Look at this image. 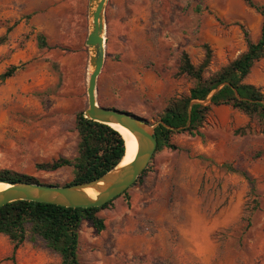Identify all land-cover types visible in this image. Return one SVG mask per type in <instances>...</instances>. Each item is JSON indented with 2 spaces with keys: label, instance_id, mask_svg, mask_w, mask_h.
<instances>
[{
  "label": "rangeland",
  "instance_id": "obj_1",
  "mask_svg": "<svg viewBox=\"0 0 264 264\" xmlns=\"http://www.w3.org/2000/svg\"><path fill=\"white\" fill-rule=\"evenodd\" d=\"M264 6V0H254ZM88 0H0V170L65 186L72 167L38 169L74 159L76 116L87 107L90 72L85 44ZM106 57L97 101L130 112L152 128L170 101L195 82L179 73L186 53L206 76L235 60L261 34L262 17L242 0H109ZM44 35L50 48H41ZM246 83L264 94V58ZM176 150L154 155L143 180L99 213L106 229L80 227L82 264H264V133L229 106L212 109L199 135L175 133ZM41 238L14 252L0 235V264H60Z\"/></svg>",
  "mask_w": 264,
  "mask_h": 264
},
{
  "label": "trees",
  "instance_id": "obj_2",
  "mask_svg": "<svg viewBox=\"0 0 264 264\" xmlns=\"http://www.w3.org/2000/svg\"><path fill=\"white\" fill-rule=\"evenodd\" d=\"M242 1L262 17L259 39L252 41L249 33L245 31V51L227 66L208 76L206 74L212 58L208 46H205L203 61L197 66L192 64L186 53L182 54L179 73L193 80L195 85L188 96L171 100L161 115L155 128L158 140L155 155L164 149H177L172 143L175 133L199 135L212 109L220 106H229L245 114L252 121H256L264 133V94L260 88L245 81L255 64L264 58V6L254 0ZM37 40L41 48H50L44 35H38ZM3 43L4 38L1 37L0 45ZM18 70L17 66L7 68L0 75V81L14 77ZM76 131L79 144L74 159L60 157L38 166L39 170L45 172L72 167L73 180L65 186L100 178L116 168L125 154L122 137L109 126L86 119L83 111L76 116ZM149 167L150 164L135 184L143 180ZM0 180L38 183L33 177L7 170H0ZM127 192L128 190L102 207L94 208H66L31 201L7 204L0 208V235L9 238L15 252L27 240L29 229L32 238H41L60 257V264H82L79 258L82 222L88 221L98 233L103 232L106 224L99 213L111 207L118 198L126 197Z\"/></svg>",
  "mask_w": 264,
  "mask_h": 264
},
{
  "label": "water",
  "instance_id": "obj_3",
  "mask_svg": "<svg viewBox=\"0 0 264 264\" xmlns=\"http://www.w3.org/2000/svg\"><path fill=\"white\" fill-rule=\"evenodd\" d=\"M109 0H88L90 26L85 44L89 51V77L87 84L86 119L109 126L119 125L126 128L136 139L137 155L129 164H120L91 182L71 186H48L39 183L7 182L9 188L0 192V208L17 201H31L53 204L66 208L102 207L132 187L151 163L158 146L155 128L143 117L130 112L102 107L97 101V80L106 57V24L104 12ZM125 142V139L122 137ZM126 149L124 157L126 156ZM123 157V158H124ZM96 193L92 198L88 191Z\"/></svg>",
  "mask_w": 264,
  "mask_h": 264
},
{
  "label": "bare ground",
  "instance_id": "obj_4",
  "mask_svg": "<svg viewBox=\"0 0 264 264\" xmlns=\"http://www.w3.org/2000/svg\"><path fill=\"white\" fill-rule=\"evenodd\" d=\"M112 127L117 130L122 137L125 139V149L127 151L126 156L122 159L120 166L127 165L131 163L137 155V142L134 136L123 126L119 125H112ZM9 188V185L0 183V192ZM88 194L92 197H96V193H94L92 190L88 191Z\"/></svg>",
  "mask_w": 264,
  "mask_h": 264
}]
</instances>
